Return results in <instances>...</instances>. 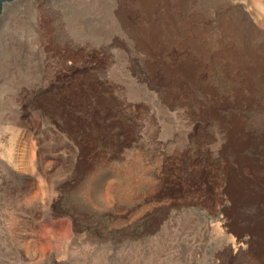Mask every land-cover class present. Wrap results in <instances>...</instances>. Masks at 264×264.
<instances>
[{
    "label": "rangeland",
    "instance_id": "1",
    "mask_svg": "<svg viewBox=\"0 0 264 264\" xmlns=\"http://www.w3.org/2000/svg\"><path fill=\"white\" fill-rule=\"evenodd\" d=\"M148 9L165 13L158 19L152 13L149 22L203 25L207 35L222 32L227 17L245 15L264 52V0H152ZM141 10V0L5 5L0 16V264L221 263L218 253L226 238L219 207L203 202L199 191L165 187L159 197L141 198L112 182L108 197L96 194L103 174L159 183L194 133L212 126L168 102L144 75L143 61L151 53L140 42L147 22ZM173 10L190 16L173 19ZM52 94L64 98L59 109L48 105ZM90 137L94 142L85 141ZM80 162L89 165L81 177L75 172ZM109 199L112 203H106ZM70 202L81 216L72 215ZM231 247L236 249L233 241Z\"/></svg>",
    "mask_w": 264,
    "mask_h": 264
},
{
    "label": "bare ground",
    "instance_id": "2",
    "mask_svg": "<svg viewBox=\"0 0 264 264\" xmlns=\"http://www.w3.org/2000/svg\"><path fill=\"white\" fill-rule=\"evenodd\" d=\"M150 1L141 0L144 10L140 11L147 21L141 25L140 42L151 53L143 61L144 75L168 102L183 105L191 118L212 126L194 133L193 142L181 147L177 163L165 166L166 174L159 183L132 182L120 174H103L97 180L96 194L107 196L112 182L121 189H132L141 198L159 197L165 187L199 191L203 202L218 205L219 222L224 224L226 244L218 253L221 263L217 264H264V52L253 35L256 28L245 15L243 20L227 17L224 30L211 35L203 25L152 23V13L157 19L165 13L158 8L150 11ZM171 16L186 18L190 13L173 10ZM47 100L49 106L59 109L64 98L52 94ZM85 141L92 143L94 138ZM88 168L86 162H80L75 172L81 177ZM70 203L72 215L81 216L83 212ZM247 232L249 236H244Z\"/></svg>",
    "mask_w": 264,
    "mask_h": 264
},
{
    "label": "water",
    "instance_id": "3",
    "mask_svg": "<svg viewBox=\"0 0 264 264\" xmlns=\"http://www.w3.org/2000/svg\"><path fill=\"white\" fill-rule=\"evenodd\" d=\"M15 0H0V16L4 13L5 5Z\"/></svg>",
    "mask_w": 264,
    "mask_h": 264
}]
</instances>
